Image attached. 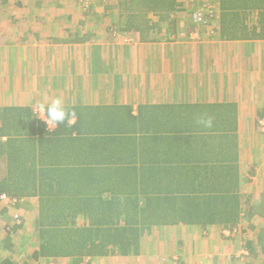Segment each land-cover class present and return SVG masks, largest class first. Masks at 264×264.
I'll return each mask as SVG.
<instances>
[{
  "label": "crops",
  "instance_id": "0c3cea01",
  "mask_svg": "<svg viewBox=\"0 0 264 264\" xmlns=\"http://www.w3.org/2000/svg\"><path fill=\"white\" fill-rule=\"evenodd\" d=\"M161 13L125 9L119 0H4L0 108L27 107L43 121L34 115L33 101L62 97L66 106L94 113L104 107L111 120L126 123L130 117L129 125L115 126L123 135L133 133L135 116L157 135L152 145L144 139L152 150L149 169L163 171L166 159L183 160L171 163L170 187L184 195L174 208L188 197L196 215H264V0H176ZM146 25L150 30L142 36L135 28ZM201 118H211V127L198 123ZM111 184L99 193L96 182L84 187L105 201L122 198ZM145 196L136 195L142 207ZM13 199L19 214L33 215V222L29 226L23 217L11 241L0 243V264H37L44 258L24 262L15 242L34 236L38 197ZM242 219L231 229L222 223L153 225L139 251L153 256L142 264H156L162 253L175 264H224L219 260L232 252L222 238Z\"/></svg>",
  "mask_w": 264,
  "mask_h": 264
},
{
  "label": "trees",
  "instance_id": "16d2710c",
  "mask_svg": "<svg viewBox=\"0 0 264 264\" xmlns=\"http://www.w3.org/2000/svg\"><path fill=\"white\" fill-rule=\"evenodd\" d=\"M175 1L119 0V3L125 9L162 14ZM135 29L145 36L150 27ZM235 31L233 28L231 33ZM241 32L247 33L245 29ZM66 107L75 112V121L52 130L43 121L35 120L27 107L0 108V138L5 137L0 142V195L16 199L36 195L39 200L38 215L34 217L37 242L29 259L59 262L67 259L70 264H78L87 257L138 254L144 232L153 225L222 223L230 229L236 227L243 215H196L190 212L188 197L174 208L184 195L170 187L174 175L171 163L183 160L166 159L164 168L161 166L163 171L149 169L152 162L148 156L152 150L144 139L150 145L157 141L152 125L141 127L132 116L133 133L123 135L124 131L115 126L128 124L130 117L125 123L111 120L104 107L95 108L97 113L81 105ZM99 132L102 135L97 138ZM144 164L146 172L142 169ZM167 176L170 179L165 181ZM94 182L99 184L96 193L106 190L101 186L110 187L114 182L116 187L112 189L122 192V198L105 201L94 196L96 193H91L94 189L84 187ZM112 189L108 188L111 192ZM141 193L146 195L145 207L136 200ZM98 200L99 204L95 203ZM159 203H163L161 207ZM8 210L7 206L0 209V224L9 234L21 229L22 224L7 228L2 218ZM247 216L264 218V215ZM244 247L247 254L242 255L245 259L242 264H264V234L246 239Z\"/></svg>",
  "mask_w": 264,
  "mask_h": 264
},
{
  "label": "rangeland",
  "instance_id": "374dc122",
  "mask_svg": "<svg viewBox=\"0 0 264 264\" xmlns=\"http://www.w3.org/2000/svg\"><path fill=\"white\" fill-rule=\"evenodd\" d=\"M4 0H0V4H3ZM7 1V0H6ZM15 1V0H13ZM86 1V5L88 4V0ZM12 2H10L11 4ZM4 206H7L9 208L6 217L2 218V223H6L8 226H6L7 228H11L13 225L18 224V223H22V219L23 217L26 219V224H28L30 226V224L33 222L32 217L33 215H21V213L19 214V210H17L16 208H14V204H10V203H6L4 204ZM243 219L241 220V224L239 225L238 228H236L235 230L229 232L228 234H224L225 237H223L222 239L225 240L226 244L228 243V246H226V248L228 249V251H231L232 253H228L225 254V258H221L219 261H221L220 263H222V260H225L224 264H242V261H244L245 259H243L242 257V253L245 250L244 254H247V250L244 247V244L246 242V239L253 237L255 239V237L257 236V233L259 232V230L264 229V218L259 217V216H255V217H251L249 218L246 215L242 216ZM3 225L0 224V227H2ZM3 228V227H2ZM8 232V230H2L0 231V243H6L7 241H11V239H9V236L11 237L13 235V231L10 232L8 234V237L6 235V233ZM261 232V231H260ZM23 235L22 238L19 236L17 237L16 241V245H21L22 250L19 253V256L22 255L23 259L25 260L24 262H28V258L30 255V249L32 246H34V236L33 233L30 232L29 237H27V239H25L23 241ZM144 243L146 245H150L151 241L150 238L145 237L144 238ZM24 248V249H23ZM132 255V254H131ZM134 256L131 257H121L119 255L113 254V255H108V256H104L102 259L103 261L101 262V264H142L144 263V260L146 258H148L150 255H152V253L149 255V253H142L141 252L137 255V254H133ZM143 255V256H142ZM149 255V256H148ZM153 256V255H152ZM156 256L158 257L155 260L156 264H175L172 260H170L171 258L169 257L168 253H162L161 255L156 254ZM133 258V259H130ZM86 259V262H84ZM100 259V258H99ZM238 259V261L236 262V260ZM134 260V262H133ZM31 261V259H30ZM68 261V260H67ZM34 262H32L33 264ZM68 264H70L71 262L68 261ZM95 264L93 263V259L91 258H83L81 259L78 264ZM37 264H61V262L59 261H47L45 259H41Z\"/></svg>",
  "mask_w": 264,
  "mask_h": 264
},
{
  "label": "clouds",
  "instance_id": "9594fccd",
  "mask_svg": "<svg viewBox=\"0 0 264 264\" xmlns=\"http://www.w3.org/2000/svg\"><path fill=\"white\" fill-rule=\"evenodd\" d=\"M32 111L34 115L38 114L39 118L43 120L48 126L49 130L56 129L59 125L64 123H71L75 117V112H70L65 105L62 97H56L51 102L33 101ZM198 123L205 127H211V118H201Z\"/></svg>",
  "mask_w": 264,
  "mask_h": 264
},
{
  "label": "built area",
  "instance_id": "2783aa9c",
  "mask_svg": "<svg viewBox=\"0 0 264 264\" xmlns=\"http://www.w3.org/2000/svg\"><path fill=\"white\" fill-rule=\"evenodd\" d=\"M261 125H262V129L264 130V120H262ZM0 201L6 202V203H10V204H14L15 199L10 198V197H8V196H6L4 194H1L0 195ZM84 262H86V259H85Z\"/></svg>",
  "mask_w": 264,
  "mask_h": 264
}]
</instances>
